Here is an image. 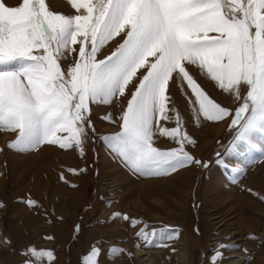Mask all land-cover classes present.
Returning <instances> with one entry per match:
<instances>
[{"label":"snow or ice","instance_id":"snow-or-ice-1","mask_svg":"<svg viewBox=\"0 0 264 264\" xmlns=\"http://www.w3.org/2000/svg\"><path fill=\"white\" fill-rule=\"evenodd\" d=\"M66 6L73 11L57 10L48 0H0V131L11 137L9 150L55 146L83 156L99 138L140 177L200 166L188 150L198 142L172 95L179 85L197 126L201 118L226 123L231 150L245 165L264 158V0H66ZM193 68L235 106L217 101ZM94 105L118 106V115L100 117L118 130L98 133ZM161 138L172 144L162 147ZM245 171L235 166L234 179ZM113 216L132 228L142 223ZM147 228L135 232L144 246L167 247L164 241L178 236L175 228L150 234ZM0 242L12 246L8 237ZM102 243L90 247L82 264H100ZM236 251L239 244L218 241L206 264H223L224 253ZM124 253L115 245L107 250L113 258ZM19 254L22 264H56L52 249L29 244Z\"/></svg>","mask_w":264,"mask_h":264},{"label":"rangeland","instance_id":"rangeland-1","mask_svg":"<svg viewBox=\"0 0 264 264\" xmlns=\"http://www.w3.org/2000/svg\"><path fill=\"white\" fill-rule=\"evenodd\" d=\"M48 2L55 9L62 8L56 6L59 0ZM193 72L217 101L235 106L231 97L197 69L193 68ZM172 95L185 116L188 131L198 142L188 150L202 161L200 166L177 170L188 171L176 177L177 172L164 177L134 175L99 138L87 144L83 156L55 146L46 148L58 155L51 152L45 156V148L32 152L9 150L6 143L11 137L0 131V203L3 205L0 206V236L12 241L11 247L0 242V264H22L19 253L29 244L54 250L56 264H82L97 241L103 242L100 264H137L135 249L144 250L143 256L152 259V264H180V254L185 264H206L210 250L218 241L240 246V251L224 253L223 264H242L245 259L249 264H264V158L245 165L231 150L232 131L226 123L201 118L197 126L179 85L173 87ZM93 107L98 133L104 135L118 130L100 119L107 112L118 115V106ZM166 126H175L174 121L166 122ZM211 127L218 132H207ZM160 143L162 147L172 144L167 138H161ZM107 157L137 180L170 179L152 184L150 196L133 195L126 199V186L112 172L117 167L109 168L105 162ZM94 162L95 167L91 169ZM235 166L246 167V171L234 179ZM70 168L86 170L72 174L68 171ZM29 199L42 207L30 208L21 202ZM114 213L127 214L142 223L132 228L114 217ZM144 224L148 225L149 234L153 228L171 227L178 230V236L165 240L167 247L144 246L145 241L135 237V232ZM46 236L54 239L47 240ZM249 236L255 239H248ZM113 245L125 253L110 257L107 250Z\"/></svg>","mask_w":264,"mask_h":264},{"label":"bare ground","instance_id":"bare-ground-1","mask_svg":"<svg viewBox=\"0 0 264 264\" xmlns=\"http://www.w3.org/2000/svg\"><path fill=\"white\" fill-rule=\"evenodd\" d=\"M217 130H218L217 128L211 127V129L207 132H211L214 134V132H216ZM43 152L45 153V156H50L51 152L58 155V152L51 150L49 148L43 149ZM105 162L109 163V168L110 167H117V168H115V171L112 170V172H115L116 174H118V176L120 177L119 180L123 183L122 185L126 186L125 189H127L126 190L127 192H126L125 197H124L126 199H131L133 197V195L134 196L135 195L150 196L152 193V187H151L152 184L161 183L164 181H168V179H170L169 177H166L164 179H159V180H144V181L143 180H137L135 177L130 175L124 168H122V166H120V164H116V162L114 163L112 158L107 157V160ZM102 164H103V166L106 167V164H104V162ZM184 171H188V170L179 171L176 174H174V176L175 177L179 176L180 173L184 172ZM144 254H145V251L142 249H135L134 250V255L136 257V260H135L136 263L137 264H152V259H150L148 257H144L143 256ZM233 261L235 262L236 260H233ZM179 263L185 264L183 261L182 254L179 255Z\"/></svg>","mask_w":264,"mask_h":264},{"label":"crops","instance_id":"crops-1","mask_svg":"<svg viewBox=\"0 0 264 264\" xmlns=\"http://www.w3.org/2000/svg\"><path fill=\"white\" fill-rule=\"evenodd\" d=\"M60 2H56V6H61L62 8H57V10H62L64 12H70V11H73L70 7L66 6V0H59ZM16 0H7V3H15Z\"/></svg>","mask_w":264,"mask_h":264},{"label":"trees","instance_id":"trees-1","mask_svg":"<svg viewBox=\"0 0 264 264\" xmlns=\"http://www.w3.org/2000/svg\"><path fill=\"white\" fill-rule=\"evenodd\" d=\"M94 159V158H93ZM91 169H94V167H95V162L91 165ZM93 173H94V170H93Z\"/></svg>","mask_w":264,"mask_h":264}]
</instances>
